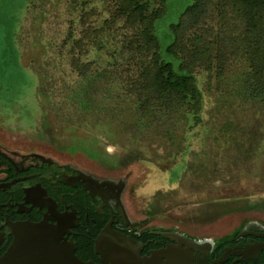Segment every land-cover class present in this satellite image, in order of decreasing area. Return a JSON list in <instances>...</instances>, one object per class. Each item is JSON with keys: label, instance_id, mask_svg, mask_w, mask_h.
I'll list each match as a JSON object with an SVG mask.
<instances>
[{"label": "rangeland", "instance_id": "obj_1", "mask_svg": "<svg viewBox=\"0 0 264 264\" xmlns=\"http://www.w3.org/2000/svg\"><path fill=\"white\" fill-rule=\"evenodd\" d=\"M190 3L167 2L155 24L161 46L169 41L168 25ZM84 13L90 14L84 26L95 27L109 15L102 0H0L2 143L61 159H68L66 152L71 151V160L100 173L129 174L128 208L135 218H150L154 225L211 237L264 218V115L250 106L232 110L225 105L216 111L201 76L198 87L208 133L200 126L179 129L171 146L152 127H141L123 105L114 114L75 109L68 97L76 74L69 60L74 55L86 62L95 55L93 49L72 54L66 37L69 29L73 39L79 37ZM244 66L231 65L228 78ZM224 115L232 122L228 133L221 131ZM85 152L96 153L102 163L86 160Z\"/></svg>", "mask_w": 264, "mask_h": 264}, {"label": "trees", "instance_id": "obj_2", "mask_svg": "<svg viewBox=\"0 0 264 264\" xmlns=\"http://www.w3.org/2000/svg\"><path fill=\"white\" fill-rule=\"evenodd\" d=\"M102 1L109 15L99 26H84L90 15L84 13L79 37L67 32L72 54L93 49L95 55L86 62L74 55L69 60L76 74L68 97L75 109L114 114L123 105L171 146L179 129L200 126L208 133L201 76L216 111L250 106L264 115V0H191L168 25L164 46L155 24L169 0ZM236 63L245 66L228 78ZM224 116L221 131L228 133L232 122Z\"/></svg>", "mask_w": 264, "mask_h": 264}, {"label": "flooded vegetation", "instance_id": "obj_3", "mask_svg": "<svg viewBox=\"0 0 264 264\" xmlns=\"http://www.w3.org/2000/svg\"><path fill=\"white\" fill-rule=\"evenodd\" d=\"M24 146L9 147L0 140V257L19 225L60 221L59 241L85 262L103 264L94 243L109 225L111 235L136 244L118 249L124 253L119 258L130 264H264V218L211 237L154 225L150 218H135L128 208L129 174L100 173L71 160V151L61 159ZM83 155L102 163L94 152Z\"/></svg>", "mask_w": 264, "mask_h": 264}, {"label": "water", "instance_id": "obj_4", "mask_svg": "<svg viewBox=\"0 0 264 264\" xmlns=\"http://www.w3.org/2000/svg\"><path fill=\"white\" fill-rule=\"evenodd\" d=\"M63 224L45 221L25 223L15 228L13 238L0 257V264H95L82 261L73 254L69 244L61 243ZM110 226H105L94 243L95 253L103 264H130L119 257L124 254L119 248L134 247V241L111 235ZM111 242L107 243V241ZM110 255L109 258L104 256Z\"/></svg>", "mask_w": 264, "mask_h": 264}]
</instances>
